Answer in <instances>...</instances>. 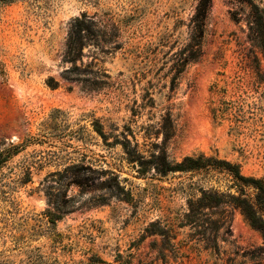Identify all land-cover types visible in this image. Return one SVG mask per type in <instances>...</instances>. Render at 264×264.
Returning a JSON list of instances; mask_svg holds the SVG:
<instances>
[{
    "label": "rangeland",
    "instance_id": "obj_1",
    "mask_svg": "<svg viewBox=\"0 0 264 264\" xmlns=\"http://www.w3.org/2000/svg\"><path fill=\"white\" fill-rule=\"evenodd\" d=\"M198 2L0 0V264H264L262 231L231 198L264 222L254 186L155 171L163 151L204 155L264 183V0H210L200 56L173 79ZM82 13L114 40L83 47L75 83L63 52ZM202 190L226 206L190 214Z\"/></svg>",
    "mask_w": 264,
    "mask_h": 264
},
{
    "label": "trees",
    "instance_id": "obj_2",
    "mask_svg": "<svg viewBox=\"0 0 264 264\" xmlns=\"http://www.w3.org/2000/svg\"><path fill=\"white\" fill-rule=\"evenodd\" d=\"M210 7V0H199L196 6L195 14L192 18L193 24V35L192 41L193 45L190 57H186L183 61L177 62L174 66L175 76L173 79L178 77L180 73L183 72L185 66L189 62L195 61L200 56V41L203 35V28L205 25L208 9ZM113 32H119V28L113 26ZM112 32H110L102 23L97 19L96 15L88 16L86 13H82L79 17L71 20L68 24L66 40L64 44L63 60L64 63H68L70 68L65 70V80L69 82L81 83L82 76L89 74L87 70L81 69L82 65V50L83 47L87 45L97 47V49H102L104 46H110L113 43ZM79 64V65H78ZM103 77L108 78L104 73L101 74ZM49 88L56 89L58 87L57 83H54L52 79H49ZM83 82H89L88 80ZM97 81L93 79L92 83L86 87V89L92 91L97 90ZM84 86L86 84L84 83ZM85 88V87H84ZM95 131L104 138L101 133L99 126L95 128ZM167 138V135H165ZM123 150L129 157L130 163H135L144 168L145 163L135 159L127 148L123 144ZM158 162L155 165L156 173L164 176L168 173H187V172H197V171H211V170H221L227 172L239 185H252L258 191V199L262 204H264V183L262 180H256L254 178H246L241 175L240 167L238 165L231 164L224 160H218L212 157H205L200 155L198 157H185L179 163H171L168 161L165 152H161V155L156 158ZM201 197L196 201L192 202L190 205V214H197L203 210L215 211L221 207L226 206V202L223 201L224 195L216 191L208 190L201 191ZM242 195L239 197H231L235 203L234 206L240 208L247 219L252 223L253 226L258 227L263 234L264 239V222L258 217H256V210L253 204H251L246 198L241 199ZM259 212L264 211L262 209H257ZM259 221L260 225H257Z\"/></svg>",
    "mask_w": 264,
    "mask_h": 264
}]
</instances>
